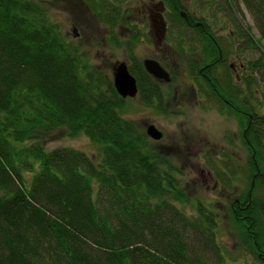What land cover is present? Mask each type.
<instances>
[{
  "label": "trees",
  "instance_id": "16d2710c",
  "mask_svg": "<svg viewBox=\"0 0 264 264\" xmlns=\"http://www.w3.org/2000/svg\"><path fill=\"white\" fill-rule=\"evenodd\" d=\"M82 1L111 27L126 20L131 2ZM160 2L168 31L175 32L167 42L182 53L200 50L201 61L206 60L199 66L188 63L187 70L201 107L244 118L247 162L227 152L219 157L205 152L203 159L225 189L241 179L249 185L227 209L244 226L237 257L245 262L249 255L253 263L264 264V197L258 194L264 192V0H241L259 39L234 0H203L208 11L186 16L180 0ZM218 16L227 25V38L211 33ZM132 28L138 39L140 31ZM124 45L140 101L158 108L160 84L128 41ZM231 47L251 57L240 62L239 79L227 63ZM123 106L105 66L94 64L62 32L42 0H0V264L234 260L236 255L232 258L219 242L215 207L185 195L175 164L150 146L141 127L122 113ZM61 127L69 136L85 135L97 149L95 159L73 147L45 150L40 141L25 143L37 130Z\"/></svg>",
  "mask_w": 264,
  "mask_h": 264
},
{
  "label": "rangeland",
  "instance_id": "374dc122",
  "mask_svg": "<svg viewBox=\"0 0 264 264\" xmlns=\"http://www.w3.org/2000/svg\"><path fill=\"white\" fill-rule=\"evenodd\" d=\"M180 1L183 5L180 10L184 13L202 15L203 12L208 11L202 6L203 0ZM42 3L46 6L50 19L59 24L62 32L70 40L78 43L94 64L105 66L112 82L114 68L118 63L124 62L127 67L129 66V55L124 47V41H128L133 53L141 62L144 59H154L166 70L170 78L168 82L151 75L158 81L163 91V101L158 108L140 101L137 90L136 95L132 97L119 95L124 99L121 111L133 119L145 135L149 124L161 133L159 139L147 135L150 146L175 164L179 170V182L185 195L191 200L200 197L215 207L218 213L219 242L234 258L238 247L236 244L238 239L240 241L239 237L244 226L238 220L231 219L227 205L236 196L238 198L240 195L242 199L249 185L241 179V184L238 182L237 186L229 190L225 189L207 167L203 156L205 152L218 157L221 152H227L239 163H246L250 155L241 140L244 118L241 113L234 111L220 113L214 108L204 110L201 107L202 98L195 92V85L189 79L187 71L189 64L196 66L206 64V60L200 59V50H186L182 53L175 50L171 42H167V35L175 32L168 31L170 22L165 16L163 17L166 27L164 29L160 27L156 18L157 13L164 11L160 0H131L127 4L129 9L124 15L126 20L113 27L98 21L82 0H42ZM234 4H238L243 22L250 27L253 36L259 39L253 20L241 0H234ZM207 15L204 13L203 16L208 18ZM153 18L156 19L155 22ZM217 18L219 21L213 23L211 33L218 38H227L229 32L227 25L221 24L219 19L221 17ZM153 24L163 34L160 40H157ZM133 26L140 31L138 39L135 38L137 34L132 37L133 32L136 31ZM230 28L232 29V26ZM113 34L120 40V44L114 40ZM227 42L230 43L229 40ZM231 50L227 63L235 66L236 71L232 72V75L239 77V63L251 57L247 52L238 55L234 53L232 47ZM251 56L255 58L257 53L254 51ZM260 91L261 88L257 92L259 95ZM260 111L264 113V105L260 107ZM35 141H40L45 150L67 146L80 149L94 159L97 155V149L85 135L69 136L65 127L50 132L37 130L25 143L30 144ZM258 194L264 197V192ZM185 209L190 210L187 206ZM242 257L236 255L234 260H228V264H255L251 256L245 255V262Z\"/></svg>",
  "mask_w": 264,
  "mask_h": 264
},
{
  "label": "water",
  "instance_id": "95a60500",
  "mask_svg": "<svg viewBox=\"0 0 264 264\" xmlns=\"http://www.w3.org/2000/svg\"><path fill=\"white\" fill-rule=\"evenodd\" d=\"M182 12L183 16L186 14ZM156 18H158L160 27L164 29L165 21L161 12L157 13ZM144 69L150 75L156 78H162L164 81L168 82L170 80L168 73L166 70L154 59H144L142 61ZM113 85L116 89L117 93L121 96H134L137 93V84L135 77L129 72L127 65L124 62H120L114 68V77H113ZM146 133L148 136L153 139H159L161 137V133L156 130V128L149 124L146 128Z\"/></svg>",
  "mask_w": 264,
  "mask_h": 264
},
{
  "label": "flooded vegetation",
  "instance_id": "af4514ba",
  "mask_svg": "<svg viewBox=\"0 0 264 264\" xmlns=\"http://www.w3.org/2000/svg\"><path fill=\"white\" fill-rule=\"evenodd\" d=\"M163 12V11H162ZM154 16V15H153ZM153 21L155 22L156 21V19H154L153 18ZM153 27H155V33H156V37H157V40H160L161 39V35H163V34H161V31L160 30H158V29H156V26L153 24ZM229 67L231 68V70H232V72H235L236 71V68H235V66L233 65V64H230L229 63ZM238 67H241V64L239 63V66ZM235 75V74H234ZM235 77L237 78V79H239V77H238V75H235Z\"/></svg>",
  "mask_w": 264,
  "mask_h": 264
}]
</instances>
